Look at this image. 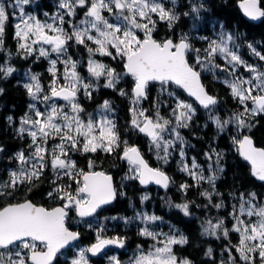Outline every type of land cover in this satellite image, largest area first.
<instances>
[{"label":"snow or ice","instance_id":"snow-or-ice-1","mask_svg":"<svg viewBox=\"0 0 264 264\" xmlns=\"http://www.w3.org/2000/svg\"><path fill=\"white\" fill-rule=\"evenodd\" d=\"M29 2L30 0H14V6L19 8L20 21L15 24V37L20 50L18 54L22 53L23 58L37 56L45 59L55 54L57 58L50 60L51 67L48 71L53 80L47 92H44L36 75L30 76L31 82L24 84L28 95L34 101L46 103L47 107L44 111L35 110L32 115L26 114L21 118L16 131L20 136L30 137L29 147L32 151L28 156H25L24 152L16 155L20 167L16 171H10L7 180L0 181V197L12 195L21 185H32L33 181L40 180L49 168L55 173L54 184L56 180L67 177L79 187L73 193L70 191V185L56 184L48 195L51 197L56 194L59 200L64 201L60 207L49 209L30 200L8 203L7 206L0 207V264H53L62 249L68 248L80 238L79 232L70 231L66 226L68 209H74L80 218L91 217L117 196L110 175L104 172H84L77 169L75 161L71 159L70 154L73 152L95 154L99 151L112 154L121 146L116 123L108 115L112 112L109 101L103 103L97 118L88 116L85 119L81 116L84 109L78 102V94L83 91L91 98L92 92L100 85L86 82L78 74L77 63L67 55L71 44L84 46L90 56L98 53L113 59L119 56L124 60L126 69L124 74L134 81L133 107L130 109L133 117L131 125L150 138L158 154L163 153L162 156L158 155V158L165 162L170 155L169 148H175L177 143L180 145L185 143L177 129L188 127L195 110L190 104L176 97V107L173 109L176 121L173 127H169L172 121L160 116L158 109L154 119L146 114L145 109L137 106L148 99L150 83L159 84L162 91H165L168 85H175L194 97L205 109H210L218 103L217 98L205 90L201 83L200 71H197L189 61V53L195 54V64L200 65L203 70L218 69L228 72L232 79H225L223 83L230 89L231 96L244 108L243 112L234 113L232 117L223 121L210 113V118L214 120L218 129L223 130L231 123H235L239 129H250L253 125L249 123L248 117L264 114V71L247 64L233 50L238 48V45L235 44L232 34L221 31L218 39L209 40L203 56L200 55V49L193 47L187 35L175 41L172 38L157 40L153 37L158 21L165 22L170 29L179 21L176 12L166 7L161 0H60L58 6L65 11L63 15L57 14L52 17V23L42 22L33 15L26 16L22 5ZM171 2L174 7L176 0ZM10 6L12 5H5L3 0H0V51H4L5 26L9 20L7 8ZM203 7L202 4L193 5L191 12L198 16ZM241 7L253 20L264 18V9L259 6V0H244ZM77 8L85 9V18L80 21L79 26L72 24L70 19L69 31L64 27V16L75 17ZM104 13L114 16L115 21L110 22ZM184 15L187 16L189 13L185 12ZM153 16L158 17V20L153 19ZM138 32L143 33L142 38ZM88 42L97 47L89 46ZM248 47L255 56L264 61V55L251 44ZM217 56L223 58L230 67H222L215 63ZM62 57L65 59L61 61ZM58 61L65 65L64 84L59 83ZM239 67H243L251 76L249 78L237 76ZM87 71L97 82L103 77L104 88L115 90L121 79V74L114 69L92 59L88 60ZM0 72L3 73V77L0 78H6L15 72V68L0 65ZM2 94L3 89L0 88V95ZM119 94L126 95L123 90H120ZM57 100L66 103L58 106L55 102ZM249 103L253 107H249ZM30 107L34 108V105ZM65 107L69 111H65ZM8 120L11 123L12 117H8ZM165 133L172 139H167ZM50 141L56 142L51 148ZM235 142L238 143L243 158L251 163L252 174L260 181H264V149L254 147L249 136ZM0 152H3L2 148ZM184 155L181 148L180 156L183 158ZM213 155L217 168L209 176L203 174L195 160L191 168L183 164L181 170L192 176L197 183H208L212 191H204L201 195L213 207L220 209L224 206L223 202L213 204L212 201L213 196L221 195L215 191V181L218 178L216 172L223 171V168L219 167L222 155L213 151L212 154H207V159L212 160ZM122 159L133 166L135 175L129 178L139 179L144 185L155 182L164 188L168 187L169 177L159 169L149 167L136 147L126 146ZM92 164L93 162L89 161V167H92ZM209 167L211 168V165ZM194 169L199 171H193ZM189 187L188 184L181 185L183 190ZM147 198L143 197L145 200ZM257 199L255 193H249L247 199L241 194L239 207L233 205V210L229 213L233 219L230 229L225 227V221L222 219L216 223L209 220L208 226L204 228V234L216 236L217 239L220 238L217 232L225 238L229 236L230 231L238 233L239 243L234 247L245 264H255L257 256L260 264H264V205L255 203ZM175 207L185 216L191 215L188 203ZM140 218L145 224L160 219L155 215L146 214ZM139 234L154 243L147 252L139 249L129 264H191L187 259L178 258L173 250L175 245L187 244V237L167 236L165 240H161L160 236L163 234L154 232L147 226L142 228ZM109 245L123 248L125 239L119 236L101 238L98 233L97 242L80 251L79 258L73 259L71 264H89L86 252L96 256ZM211 253L212 249L209 248L208 255ZM114 264H120V261L114 259Z\"/></svg>","mask_w":264,"mask_h":264},{"label":"trees","instance_id":"trees-1","mask_svg":"<svg viewBox=\"0 0 264 264\" xmlns=\"http://www.w3.org/2000/svg\"><path fill=\"white\" fill-rule=\"evenodd\" d=\"M240 1L242 0H176L172 10L179 16V21L171 29L165 22L158 21L154 37L157 40L172 38L175 41L195 28L202 38L223 25L226 30L244 40V44H258L261 50L257 51L264 55V18L260 24L247 21L238 6ZM259 1L264 9V0ZM197 3L204 7L201 8V19L195 25L191 7ZM39 4L42 9L52 10L50 0H41ZM168 4L172 5V2L170 1ZM185 12H188L189 15L185 16ZM189 40L194 46H202L204 43L203 40L196 37ZM75 46L78 45L71 44L69 52L74 58H84L85 48L82 45L78 48ZM247 49L249 48L246 47ZM19 52L12 27L7 25L4 35V51H0V65L7 57L5 64L18 71L23 70L28 61L22 58L21 53L18 54ZM104 60L111 63L116 69L124 70L123 59L114 60L112 57H105ZM189 61L193 63L191 54H189ZM256 62L263 66L264 70V61L256 56ZM33 68L45 71L46 66L41 60V62L34 64ZM14 73L6 78H0V88L3 89V94L0 95V148L3 149V152H0V181L8 179L9 168L12 167L16 155L20 150L27 151L30 141V137L27 135L20 136L16 131L17 121L30 111L28 108L31 97L24 88L25 83L20 74ZM0 77H3L2 72H0ZM202 78L208 92L217 97L218 103L210 109L198 107L197 114L194 115L183 132L191 141L187 149L190 158H196L204 165H214L217 168L215 156L213 155L212 160H208L207 154H212L215 151L222 155L219 167L223 168V171L216 172L218 178L215 181V191L221 195L213 196L212 201L213 204L222 201L224 206L220 209L213 207L201 195L204 191H212L211 186L206 182L197 183L181 170L183 164L177 154L179 151H176L171 159L167 158V162L163 159L156 161L155 158L158 155H155V150H153L154 153L149 151L152 148L150 138L132 127L131 120L133 117L130 109L133 107L132 87L134 81L129 76L126 77V81L116 85L115 90L101 86L93 91L91 98L79 99L89 114L95 112L105 101L110 102L115 110V123L121 140L120 148L112 154L98 151L95 154L78 153L76 156L81 166L87 167L89 161H92L95 169H102L114 176L117 199L114 204L105 209L108 214L126 217L133 214L135 208L146 206L165 220L167 227L178 228L187 237V244L174 246V252L178 258H186L192 264H220L221 256L225 250L222 242L226 241V238L220 235V238L217 239L216 236L204 234L205 223L208 218L215 222L222 219L226 221V227L230 229L233 219L229 213L232 212L233 205L239 207L241 194L247 199L249 193H255L257 200L264 203V182L261 183L254 179L251 166L242 160L235 142L240 139L243 133L249 132L255 144L264 148V114L255 117L249 116L248 121L253 126L250 129L243 128L242 132L235 123L229 124L223 130L218 129L214 120L210 118L209 112L213 111V117H219L223 121L232 117L234 113L242 112L244 108L231 96L230 89L223 83L225 79L222 75H202ZM156 85V83L150 85L148 99L143 102V106L149 110L148 115L153 109H158L162 115L169 116L168 110L173 105V99L166 93L156 91ZM120 90H123L126 95H120ZM176 90L181 96L190 100L180 89L176 88ZM8 117H12L11 123ZM126 146L136 147L151 166L161 168L172 175L174 179H171L170 186L164 190L144 189L137 179L129 178L131 177L128 175L130 164L127 160L122 159V153ZM52 179L49 171L45 172L40 180L33 181L32 185H21L12 195L0 197V207L24 200H31L34 204L43 205L49 209L60 205L61 200L56 196L49 197L48 195L57 184V182L54 184ZM64 182H67V178H64ZM182 184H188L190 187L183 190L181 189ZM146 193L149 194L145 200L143 197L146 196ZM184 203L189 204L191 213L189 216H185L179 208L175 207V205ZM67 224L70 229L78 231L75 226L70 224V218H68ZM108 227L113 230L109 233L110 235L119 234L125 237L126 249L147 242V239L139 234L136 227H125L121 223L111 224ZM78 232L81 233L82 243L91 245L95 242V235L91 229L83 227ZM236 234L231 231L229 233L234 242L237 239ZM209 248L212 249L211 255H208ZM127 256L125 251H120L122 259L127 258ZM97 259L94 262L101 264V257ZM239 262L245 264L240 259ZM60 263L61 261L58 264ZM255 264H260L258 256Z\"/></svg>","mask_w":264,"mask_h":264},{"label":"rangeland","instance_id":"rangeland-1","mask_svg":"<svg viewBox=\"0 0 264 264\" xmlns=\"http://www.w3.org/2000/svg\"><path fill=\"white\" fill-rule=\"evenodd\" d=\"M40 1L41 0H30L29 4L22 5V7L24 9V14L26 16L27 15L36 16L42 22H47V23H52L53 22L52 17L57 16V14L63 15V13H64L65 10L64 9H60L59 6H58L59 3H60V0H50L52 10L42 9V7L39 4ZM170 1L171 0H161V2L166 5V7L172 8L173 5L168 4V2H170ZM3 2L5 3V5H12V6H10V7L7 8V11L9 13V20L6 23V26L7 25H11L12 30H13V36H14V39L16 40L17 49H18V40L15 37V24L18 23V22H20L19 21V8H17V7L14 6V0H3ZM191 3H194V2H191ZM194 5L199 6L201 4L197 3V4H194ZM84 11H85V9L77 8V10H76L77 14H76L75 17L70 18V17H68V16L65 15L64 16V19H65L64 27H65V29L71 31L70 25L68 24V21L70 19H71L72 24L79 26L80 25V21L85 18L84 17ZM104 14L108 17V19H109L110 22H114L115 21V17L114 16H110L107 13H104ZM192 18H194V24L196 25L197 22L199 21V19H201V9L199 11L198 16H197L196 13H193V17ZM153 19H157L158 20V17L153 16ZM6 26H5V31H6ZM221 26H223V25H220L218 27V29L213 30L208 36H204V37H207V39H202L201 38V35L198 33V30H196L195 28L191 29V31L189 33H187V36L189 37V39L192 38V37H196L197 39H201V40L204 41V43L202 44V46H199V45L194 46L193 43L190 41L192 43V45H193L194 48L200 49V55L203 56L204 55V50L207 48L208 43H209V40L218 39L221 31L226 32V33H230L234 37L235 44L238 45V48H234L233 50L236 51L238 53V55H240L241 58L247 64L254 65V66L260 68L262 71H264L263 70V67L262 66H259L258 63L256 62V56L253 54L252 50L250 48L246 50V47L248 48V44L247 43L244 44V40H242L239 37H236L233 32H231L229 30H226L224 28V26L223 27H221ZM156 28H157V26H156ZM154 33H153V36H154ZM138 35H140L141 38L143 37V33L142 32H138ZM88 43H89V46H91L93 48L97 47L96 45L91 44V42H88ZM78 46H80V45H78ZM78 46H75V47L78 48ZM256 46L257 45L254 44L252 47L255 48V49H257ZM45 47H48V46H45ZM230 47H231V45H230ZM112 51H113V54L115 55V50L113 49ZM258 51H260V50H258ZM84 52H85V57L84 58H74L72 56V54L69 52V49H68V54L67 55L70 56L72 58V60L77 63V69H76V71L78 72V74L81 77L84 78V80L86 82H89V83H98L100 85V87L105 82L103 77H101L98 82L95 81V78H93L91 76V74L87 71V65H88V60L89 59H92V60L97 61L99 63L105 64L109 68H112L117 73L121 74V79H120L119 83L126 81V77H128V76L124 74L125 73V71H124L125 68H124L123 71L122 70H118L111 63H109L106 60H104L105 57H109V56H102V55H99L98 53L90 56V54L88 53V51L86 50V48L84 49ZM4 53H5V55L7 54L6 51ZM189 54H191V59H192V62H193L192 64L194 65V67L198 71L201 72L202 75L219 76V74H220V75H222L224 77V79H232V77L228 74V72H223V71H220L218 69H214L212 71H208V70L201 69V66L200 65L195 64V60H194V55L195 54L194 53H189ZM21 55H22V58H23V54L22 53H21ZM56 58L57 57H56L55 54L51 55L48 59H45L43 57L37 58V56H28L27 58H24V59H26L28 61L27 66L23 70H21V71H18L17 69H15V72H18L20 74V76L22 77V80L25 81L24 83H30L31 82L30 81V76H32V75L38 76L39 82L41 84V87L44 89V92H47L48 89H49V87H50V85H51V82L53 80V77H52L51 73L48 71V69L51 67L50 60L56 59ZM63 59H65V57H62L61 58V61ZM115 59H122V58H120L119 56H117ZM6 60H7V57L5 58L4 62L1 65H7V64H5V61ZM41 60L45 63L46 68L44 70L46 71V73H44L45 71L39 70L38 68H35V69L33 68V65L36 64V63H38V62H41ZM215 63L221 65L222 67H230V66H228L225 63V61L223 60V58H221L219 56L216 57ZM7 66H9V65H7ZM64 68H65L64 63L58 61V63H57V69H58L57 75L60 77L59 83H61V84L66 83V81L63 79ZM12 74H15V73L13 72ZM236 75L237 76H243L245 78H249L251 76V73H248L247 71H245V69L243 67H239L237 69ZM151 84H154V83H151ZM133 86H134V84H133ZM176 88H178V87L175 86V85H173V86L168 85L167 86V89L165 91H162L159 84H157L155 86V90L156 91H159L161 93H164V94L166 93L167 95H169V93H173V95H169L173 99V105L168 110L169 113H170L169 116L162 115L159 112L160 116L164 117L165 119H168V120L172 121V124L169 125V127H173L175 125V121H176V117L173 114V109L176 107V97H179L180 100L184 101L185 103L190 104L192 106V108L195 110V114L194 115L197 114L198 107H199L194 101H192L180 89L190 100H188V99L184 98L183 96H181L178 93V91L176 90ZM132 89H133V87H132ZM253 94H255V93H253ZM41 95H43V93ZM148 95H149V92H148ZM85 97H87V96L83 93V91H81L78 94V102L81 104V102H80L79 99L80 98H85ZM132 101H133V97H132ZM55 102L57 103L58 106H63L66 103V102H64L62 100H57ZM143 102L144 101H142L137 107L142 108V109H145L146 110V114L148 115L149 110L146 109L143 106ZM31 105H34V108L30 107ZM30 106L28 108L30 111L27 112L28 115H32L35 110L44 111L45 108L47 107V104L46 103H41V102H38V101H34L31 98ZM81 106H82V104H81ZM249 107H253V105H251V103H249ZM111 108H112V112L110 114H108V115H109V118H111V119H113L115 121V116H114L115 115V110L113 109L112 106H111ZM64 110L65 111H69V109L67 107H65ZM156 111H157L156 109H153L151 111V114L148 115V116H150V117H152V118L155 119V113H156ZM243 111H244V109H242V112ZM100 113H101V111H99L98 108H97V110L95 112H93L92 114H89L88 113V115L85 116L84 115V112H83V113H81V116L84 117L85 119H87L88 116H92L95 119V118L98 117V115ZM208 114H210V112ZM194 115H193V117H194ZM211 115L214 116V112L213 111L211 112ZM193 117H192V119H193ZM20 120L21 119H19L17 121V125H16L17 128L20 126ZM184 129L185 128H178L177 131H179V133H180L181 137H183V140H184L185 143L183 145H180L179 143H177L175 148H169L170 155L168 156V158L171 159L172 156H174L176 154V151H179V152H177V154H178L179 160H181L183 162L182 164H186V165H188L189 168H191L192 162H193V160H195L196 164L199 165L200 166V169L203 170V174L205 176H209L212 171H215L216 170L215 166L213 165L210 168L208 165H204L201 162H199L196 158H190L188 156L187 149H188V146H189V144H190L191 141L185 135V133L183 132ZM242 131H243V129H240V132H242ZM244 134L245 133H243L241 135V137ZM164 135H165V137L167 139H172V137L169 136L168 133H165ZM241 137H240V139H237V141L238 140H241ZM54 143H56V142L55 141H50L49 142V148H51ZM150 144H151V147H152L151 149H149L150 152H153V150H155V155H159V156H162L163 155L162 152H160L158 154L157 149L151 143V140H150ZM236 144H237V147H239L238 143H236ZM28 145H30V141H29V144ZM181 148L183 149L184 154H185L183 158L180 156V150H181ZM31 151H32V149L30 147L27 149V151L20 150V152H24L25 156H28L31 153ZM75 153H81V152H73V153H71L70 155H71V159L72 160H74V154ZM155 160L156 161H159L160 158H158V156H156ZM75 163H76L77 169L83 170L84 172H87V171H90V170L93 171V167L87 168V167L81 166L78 163V159H77V161H75ZM12 167L14 169H12ZM12 167L9 168V172L10 171H16L20 167L19 164H18V162H17V160H16V158L14 159V162H13ZM47 170L49 171L50 175H52L53 177H55V173L52 172L51 168H49ZM193 171H199V169H194ZM185 173H186V176L187 177H190V178H192L194 180V178L192 176H190L187 172L184 171V174ZM128 175L131 176V177L135 175V172L133 170V166L132 165H130L129 174ZM64 178H67V177H64ZM64 178L63 179L56 180L57 184H59V185H70L71 186L70 191H72L73 193H75L76 190L78 189L79 185H77L73 180H71L69 178H67V182H64ZM70 181H73V182H70ZM148 194L149 193H146L145 195L148 196ZM53 196H56L57 197L56 194H53ZM61 203L64 204V201L61 200ZM255 203L264 205L263 201L256 200ZM145 214L148 215V216L155 215V216L159 217L160 219L157 220V221H155L154 223L145 224L144 222H142V219L140 218V217H142ZM68 218H70V224L72 226H75L76 230H79V229H81L83 227H86L87 229H91L94 232V235H95L94 238H96V239H97V234L98 233H99V235H100L101 238H104V236H101V232H105L104 234H109L111 231H113L108 226H110L111 224H117L115 221H119L120 223H123V222L125 223V221H127V223L128 222L138 223V224L141 225V227L139 228V232H140V230L142 228H144L145 226H147L150 230H152L154 232L162 233L163 235L160 236V239L161 240H165L167 238V236H177V237H179L180 235L185 236V234L181 230H179L178 228H174L173 229L172 226H168L167 228H164V225L167 224V222L165 220H163L160 216H158L152 209H148L146 206H141L139 208H135L134 209V212H133V219H126L124 216H121L119 218L117 216L115 217L114 215L107 216V217H105V216L101 217V215H98L92 221L82 220V219H80V218H78L76 216L75 210H72V212L68 214ZM68 218H67V220H68ZM103 220H105V226L101 228V222ZM209 220H211V219L208 218L206 220V223H205L206 227L208 226L207 225V221H209ZM110 221H112L113 223H110ZM211 221H212V223H216L214 220H211ZM85 222H88V223L85 224ZM232 224H233V222H232ZM225 227H226V221H225ZM217 235L220 236L221 234L219 232H217ZM236 236H237V239H236L235 242L233 241V238L230 235L226 238V241H223L222 242V245H223V247H224L225 250L223 251V254L221 256L220 264H240V262H239L240 253L238 251H236V248L234 247L235 245H238V243H239V234L237 233ZM110 237L114 238V235H111ZM143 238H145V237H143ZM145 239H147L146 244L135 245L131 249H126V243H125V246L123 248H120V247H117L115 245H112L111 248L109 249V250H112V252H110L105 257L104 263H102V264H114V259L115 260H119L120 261V264H129L130 259L133 258L134 254H136L139 249H143L145 252L151 250L152 245H153L154 242L151 239H148V238H145ZM90 246L91 245L84 244L82 242L76 244L75 245V248H73L71 250H68L67 252H64L61 255L60 260H59V261H61L60 264H71V261L73 259H78L79 258L80 251H82V250H84V249H86V248H88ZM157 246H162V245H157ZM117 250H119V251H125L126 254L128 255L127 258L125 257V258L122 259L120 257V255L117 254ZM173 250H174V246H173ZM85 255H86V258L89 261V264H96L91 259L92 258V254L91 253H87L86 252ZM183 259H186V258H183ZM59 261L57 262V264L59 263Z\"/></svg>","mask_w":264,"mask_h":264},{"label":"water","instance_id":"water-1","mask_svg":"<svg viewBox=\"0 0 264 264\" xmlns=\"http://www.w3.org/2000/svg\"><path fill=\"white\" fill-rule=\"evenodd\" d=\"M243 3H244V0L240 1V2L238 3V6H239V8H240V10H241V12H242L244 18H245L247 21L252 22V23H254V24H260V23L262 22L263 18L253 20V19H251L250 17H248V16L245 14L243 8L241 7V5H242ZM259 6L261 7V3H260V1H259ZM261 8H262V7H261ZM153 37H154V36H153ZM154 38H155V37H154ZM155 39H156V38H155ZM197 71H198V70H197ZM125 72H126V69H125ZM127 76H128V75H127ZM200 79H201V83L203 84L205 90L208 92L206 86L204 85V82H203V78H202L201 73H200ZM150 84H151V83H150ZM150 84H149V87H150ZM149 87H148V89H149ZM179 89H180V88H179ZM181 90H182V91H183V92H184V93H185V94H186V95H187L192 101H194L199 107L204 108L203 106H201V105L199 104L198 101L195 100L194 97L188 95V93L185 92L183 89H181ZM208 94H209V95H212V94H210L209 92H208ZM212 96H213V95H212ZM214 97H215V96H214ZM144 101H145V100H144ZM140 133H141V132H140ZM141 134L145 135L144 133H141ZM145 136H147V135H145ZM244 136H249V137L252 139V141H253V146H254V147L259 148V149H264L263 147H259V146H257V145L255 144V141H254L253 137L251 136V134H250L249 132L245 133V134L241 137V139H243ZM238 151H239V154H240V157L242 158V160L245 161L246 163H248V164L251 166V163H250L249 161H246V160L243 158V156L241 155V151H240L239 147H238ZM139 152H140V151H139ZM140 154H141V152H140ZM141 156L143 157L144 161L149 165V167H151V168H153V169H159V168H155V167L151 166L142 154H141ZM159 170L162 171L163 173H165V174L169 177V184H168V187H169L170 184H171V177H170L166 172H164L162 169H159ZM251 170H252V166H251ZM87 172H104L106 175H110V176L112 177V183H113V186L115 187L116 192H117V187H116L115 179H114V176H113L111 173H107V172H105V171H103V170H95V171H87ZM252 176H253L254 179H256L258 182H261V183L264 182V181H260V180H259L257 177H255L253 174H252ZM138 182H139L140 186H141L142 188H144V189H148V188H156V189H162V190L166 189V188H164L163 186L156 184L155 182H150V183H148V184H146V185L141 184L140 181H139V179H138ZM168 187H167V188H168ZM116 199H117V196H116ZM116 199L113 200L110 204L104 205V206H102L100 209H98L97 213H96L94 216H96V215L99 214L101 211H103V210L106 209L107 207H109V206H111L112 204H114L115 201H116ZM30 201H31V200H30ZM31 202H32V201H31ZM32 203H33V202H32ZM36 205H37V204H36ZM39 206H43V205H39ZM60 206H63V205H59V206H56V207H60ZM43 207H44V206H43ZM54 208H55V207H54ZM68 214H69V209H68ZM76 216H77V215H76ZM67 217H68V216H67ZM77 217L80 218L79 216H77ZM91 217H93V216H91ZM91 217L80 218V219H89V218H91ZM66 221H67V218H66ZM66 226L68 227L67 222H66ZM68 228H69V227H68ZM69 230H70V231H74V232H78V231L72 230V229H70V228H69ZM81 239H82V236H81V233H80V238H79L77 241H74L72 244H70V245L68 246V248L62 249V250H61V253H58L57 258H56V260L53 262V264H56V262H57L59 256H60L63 252L68 251V250H70V249H73L74 246H75L76 244H78V243L81 241ZM96 242H97V241H96ZM96 242H94V243H96ZM94 243H92V244H94ZM92 244H91V245H92ZM110 247H111V245L107 246V247H106L101 253H99V254L96 255L95 257H99V256H101L102 254L106 253V252L109 250Z\"/></svg>","mask_w":264,"mask_h":264},{"label":"flooded vegetation","instance_id":"flooded-vegetation-1","mask_svg":"<svg viewBox=\"0 0 264 264\" xmlns=\"http://www.w3.org/2000/svg\"><path fill=\"white\" fill-rule=\"evenodd\" d=\"M257 45V44H256ZM257 48H258V50H260V48H259V46L257 45ZM259 65V64H258ZM260 66V65H259ZM263 67V66H262ZM201 73V72H200ZM202 75V74H201ZM93 93V92H92ZM102 105H103V103H102ZM102 105H100L99 107H98V110L99 111H101V106ZM86 109V108H85ZM84 109V110H85ZM84 115L85 116H87L88 115V111H87V109L84 111ZM78 153H75L74 154V161H77V155ZM92 167H93V171H95V170H102V169H95V167L92 165ZM87 168H89V164L87 165ZM48 170H46L45 172H47ZM91 171V170H90ZM108 173V172H107ZM168 174V173H167ZM169 175V174H168ZM52 176V175H51ZM170 177H171V179H174L173 177H172V175H169ZM52 180H54V179H56L55 177H53L52 176ZM60 205H63L62 203L60 204ZM72 210H74V209H69V213H71L72 212ZM107 213V214H106ZM98 215H101V217H103V216H105V217H107V216H112L111 214H108V212H106L105 210H103V211H101L99 214H97L96 216H94V217H92V218H89V219H83V220H89V221H92L95 217H97ZM115 217L117 216V217H121V215H114ZM126 219H133V214H131L130 216H126L125 217ZM117 224H120V222L119 221H115ZM86 223H88V222H85V224ZM110 223H113L112 221H110ZM121 224H123L125 227H136V229L139 231V228L141 227V225L140 224H138V223H135V222H133V223H131V222H128V223H121ZM105 226V220H103L102 222H101V228L102 227H104ZM166 226V227H165ZM70 227V226H69ZM164 228H167V225H164ZM173 228H175V227H173ZM79 231V230H78ZM105 232H101V236H104V238H112V237H110L111 235L110 234H104ZM117 236H119V237H122V238H124L125 239V237H123V236H120L119 234H115L114 235V237H117ZM96 239V238H95ZM95 241H97V239L95 240ZM110 252H112V250H108L106 253H104V254H102L101 255V264L102 263H104V260H105V257L110 253ZM117 254H119L120 255V251L119 250H117ZM93 258H95V259H97L98 257H94V256H92V261H95V259H93ZM98 260V259H97Z\"/></svg>","mask_w":264,"mask_h":264},{"label":"bare ground","instance_id":"bare-ground-1","mask_svg":"<svg viewBox=\"0 0 264 264\" xmlns=\"http://www.w3.org/2000/svg\"><path fill=\"white\" fill-rule=\"evenodd\" d=\"M261 7H262V6H261ZM262 9H263V8H262ZM249 44H250V43H249ZM249 44H248V45H249ZM254 44H255V43H252L251 45L253 46ZM257 45H258V44H257ZM248 48H249V47H248ZM256 48H257V46H256ZM259 48H260V47H259ZM257 49H258V48H257ZM257 49H256V50H257ZM260 50H261V49H260ZM23 81H24V80H23ZM24 82H25V81H24ZM204 85H205V84H204ZM206 88H207V87H206ZM213 96H214V95H213ZM215 97H216V96H215ZM216 98H217V97H216ZM217 100H218V99H217ZM12 169H14V168L12 167ZM6 206H7V205H6ZM58 206H59V205H58ZM55 207H56V206H55ZM53 208H54V207H53Z\"/></svg>","mask_w":264,"mask_h":264}]
</instances>
